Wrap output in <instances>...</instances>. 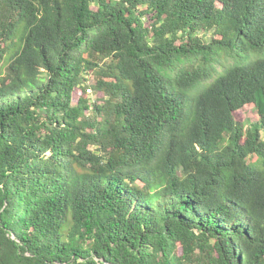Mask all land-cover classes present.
Listing matches in <instances>:
<instances>
[{"label":"trees","instance_id":"16d2710c","mask_svg":"<svg viewBox=\"0 0 264 264\" xmlns=\"http://www.w3.org/2000/svg\"><path fill=\"white\" fill-rule=\"evenodd\" d=\"M0 264H264V0H0Z\"/></svg>","mask_w":264,"mask_h":264},{"label":"rangeland","instance_id":"374dc122","mask_svg":"<svg viewBox=\"0 0 264 264\" xmlns=\"http://www.w3.org/2000/svg\"><path fill=\"white\" fill-rule=\"evenodd\" d=\"M204 34V33H203ZM94 77V75H89L87 76V83H90V79ZM90 91L88 92H84L86 97H88L89 102H90V110L86 111V113L88 115H92V111L95 108V106L98 105H103L105 100L108 98L106 95H104L103 93H97L92 89H89ZM78 97V94H77ZM76 97V99H77ZM99 115V114H98ZM259 114L257 113V111L254 108H251L249 110L246 111H240L237 114V118L240 121H245V122H252V121H257L259 119Z\"/></svg>","mask_w":264,"mask_h":264}]
</instances>
